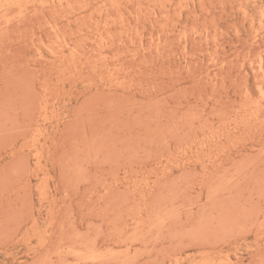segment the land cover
Listing matches in <instances>:
<instances>
[{"label": "rangeland", "instance_id": "obj_1", "mask_svg": "<svg viewBox=\"0 0 264 264\" xmlns=\"http://www.w3.org/2000/svg\"><path fill=\"white\" fill-rule=\"evenodd\" d=\"M263 20L0 0V264H264Z\"/></svg>", "mask_w": 264, "mask_h": 264}, {"label": "bare ground", "instance_id": "obj_2", "mask_svg": "<svg viewBox=\"0 0 264 264\" xmlns=\"http://www.w3.org/2000/svg\"><path fill=\"white\" fill-rule=\"evenodd\" d=\"M27 1L29 2V0H27ZM25 3H26V1H25ZM261 14H262V13H261ZM261 17H262V16H261ZM263 21H264V20H263ZM259 30H260V28H259ZM261 65H262V64H261ZM262 66H263V65H262ZM256 68H257V66H256ZM257 69H258V68H257ZM259 70L262 71V67H261V66L259 67ZM259 70H258V71H259ZM258 71H257V73H256L257 75H258ZM263 75H264V74H263ZM258 84H260V83H258ZM258 84H257V85H258ZM258 87H260V86H258ZM259 89H260V88H259ZM263 96H264V95H263Z\"/></svg>", "mask_w": 264, "mask_h": 264}]
</instances>
